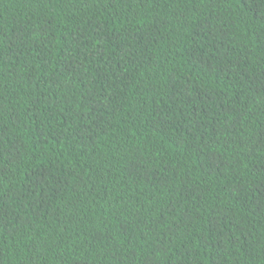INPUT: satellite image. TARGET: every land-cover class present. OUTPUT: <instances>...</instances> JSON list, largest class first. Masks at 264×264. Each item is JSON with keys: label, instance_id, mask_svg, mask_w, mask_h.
I'll return each instance as SVG.
<instances>
[{"label": "trees", "instance_id": "16d2710c", "mask_svg": "<svg viewBox=\"0 0 264 264\" xmlns=\"http://www.w3.org/2000/svg\"><path fill=\"white\" fill-rule=\"evenodd\" d=\"M0 264H264V0H0Z\"/></svg>", "mask_w": 264, "mask_h": 264}]
</instances>
